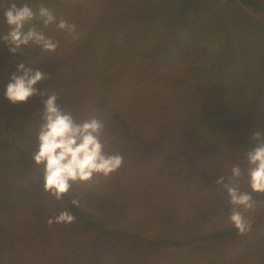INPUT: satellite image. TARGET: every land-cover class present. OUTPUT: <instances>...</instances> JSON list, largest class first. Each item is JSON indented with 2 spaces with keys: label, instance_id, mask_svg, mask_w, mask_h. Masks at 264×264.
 <instances>
[{
  "label": "trees",
  "instance_id": "1",
  "mask_svg": "<svg viewBox=\"0 0 264 264\" xmlns=\"http://www.w3.org/2000/svg\"><path fill=\"white\" fill-rule=\"evenodd\" d=\"M12 2L24 0H0V35ZM27 3L77 33L37 20L55 52L13 55L0 42V264H264V194L253 193L252 231L239 235L215 183L239 164L250 191L244 154L264 133V0ZM20 63L51 73L36 87L78 121H105L120 170L63 202L43 191L31 155L46 97L13 105L4 95ZM65 209L76 222L49 226Z\"/></svg>",
  "mask_w": 264,
  "mask_h": 264
},
{
  "label": "clouds",
  "instance_id": "2",
  "mask_svg": "<svg viewBox=\"0 0 264 264\" xmlns=\"http://www.w3.org/2000/svg\"><path fill=\"white\" fill-rule=\"evenodd\" d=\"M8 31L0 35L9 53L22 54V49L35 45L44 52H55L59 40L48 36L34 21H40L43 28L55 26L75 38L77 25L68 23L62 16L41 4L38 12L29 6L27 0L20 5L12 2L4 13ZM51 73L34 70L20 63L9 83L6 85L5 98L13 105L26 103L30 98L39 95L43 110L39 112L40 126L37 133L36 147L31 159L35 166L41 169L43 191L58 202H63L65 195L75 187L95 186L99 184L97 177L109 178L120 170L124 157L120 152L106 150L111 137L105 132L106 123L98 114L90 113L87 119L78 121L71 111L63 109L58 104L59 96L42 91L36 86L46 79H52ZM251 140L258 142L250 151L244 154L247 161V183L250 191L241 189L240 181L245 171L239 164L232 165L230 175L220 176L215 183L226 191L231 205L228 222L239 235L252 231V221L246 213L257 207L253 193L264 194V133L255 131ZM71 204L81 206L80 197L71 199ZM76 222L75 215L67 209L58 214L53 213L47 220L53 224L72 225Z\"/></svg>",
  "mask_w": 264,
  "mask_h": 264
}]
</instances>
